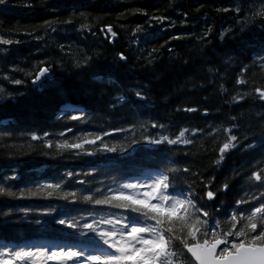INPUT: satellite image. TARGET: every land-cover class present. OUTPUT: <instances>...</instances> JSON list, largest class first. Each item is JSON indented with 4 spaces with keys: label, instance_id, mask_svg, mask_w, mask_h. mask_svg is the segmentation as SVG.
<instances>
[{
    "label": "trees",
    "instance_id": "obj_1",
    "mask_svg": "<svg viewBox=\"0 0 264 264\" xmlns=\"http://www.w3.org/2000/svg\"><path fill=\"white\" fill-rule=\"evenodd\" d=\"M253 2L5 0L0 4V88L5 90L0 94V184L16 193L0 195V249L48 247L57 241L89 245L98 239L94 233L87 238L71 236L72 230L53 219L78 220L81 213L87 216L89 209L99 206L66 201L60 198L62 193L76 192L82 198L105 186L115 188L113 177H153L169 157L176 162L171 166L190 169L186 175L176 174L177 184L185 190L193 184L203 195L201 182L212 191L229 184L228 190L217 192L218 199L208 202L218 212L229 211L245 193L264 191H257L248 180L251 171L264 169V101L255 93L257 87L264 89V62L259 59L264 56V25L257 17L255 24L242 28ZM238 6L240 13L235 11ZM259 9L255 0V10ZM85 56L91 57L86 65ZM40 67H48L50 73L33 83ZM135 91L146 99L136 97ZM118 95L125 96L122 104L115 100ZM65 103L82 106L83 118H71L81 115L76 110L61 111ZM188 108L196 111H185ZM152 123L165 127L152 128ZM182 129L189 130L185 138L191 144L155 145L145 140L175 139ZM193 129L198 130L195 135ZM98 135L116 150H104L100 141L82 149L66 146ZM230 136L238 138L232 142L236 147L226 151L217 165L219 148ZM54 184L61 185L58 192L48 187ZM48 191L54 192L52 197ZM48 208L56 212L43 214ZM217 218L223 221L225 216ZM229 227L221 225L224 231Z\"/></svg>",
    "mask_w": 264,
    "mask_h": 264
},
{
    "label": "snow or ice",
    "instance_id": "obj_2",
    "mask_svg": "<svg viewBox=\"0 0 264 264\" xmlns=\"http://www.w3.org/2000/svg\"><path fill=\"white\" fill-rule=\"evenodd\" d=\"M4 2L5 0H0V4ZM245 2L247 3V0ZM259 3L258 11L255 10V0L246 9L250 16L242 21V28L248 23L255 24L257 17H259L258 22L264 25V0H259ZM235 11L240 13L242 8L238 6ZM154 19L164 18L154 17ZM107 28L112 32L111 26ZM112 35L115 36L116 33L112 32ZM2 42L12 43L8 40ZM120 58L126 59L123 53L120 54ZM90 59L91 57H83V64L86 65ZM259 59L264 62V56ZM77 66H82L80 61H77ZM49 73L48 67H40L34 75L33 83L41 82ZM28 75L33 74L28 73ZM14 83L20 84L21 81L15 80ZM245 83L244 80H237V84ZM4 92L5 90L0 88V94ZM255 93L258 94L259 100L264 101V89L257 87ZM135 96L141 100L146 99L141 91H135ZM2 98L3 96L0 95V99ZM243 98L241 96L238 99ZM115 100L118 104H122L125 96L118 95ZM76 111L81 112V115H74L71 118L82 119L83 110L76 109ZM185 111L194 112L196 109L188 108ZM151 127L163 130L165 126L152 123ZM188 131V129L180 130L175 139L168 136L154 139L149 136L145 137V140L155 145H188L193 142L185 138ZM197 131L193 129V135ZM228 131L231 132V129ZM237 139L236 136H230L228 142L219 148L220 157L215 161L217 165L223 161L226 151L236 147L232 142ZM97 141L101 142L102 148L106 151L116 150L103 144L102 136L99 135L95 139H86L83 143L66 146L82 149L84 144L94 145ZM133 142L139 143V141ZM175 163L169 157L167 164L162 166L153 177L145 178L150 180V183H141L139 178L120 176L112 178L115 188L105 186L103 190L96 189L94 194L82 198H78L76 192L62 193L60 198L66 201L71 198L72 202L91 204L99 208L89 209L87 216L81 213L78 220L75 217L65 216L54 218L53 223L72 230L69 233L71 236L87 238L89 234L94 233L98 239L85 246L65 245L52 249L43 246L13 248L5 245L0 249V264H21V262L27 264L28 261H31V264H42L44 260H58L63 264L68 262L71 264H264V191H260L259 195L245 193L244 197L235 201L229 211L226 212L221 208L218 212L214 203L209 207L208 202L218 199L217 192L228 190L229 184L226 182L221 189L212 191L208 183L201 182L203 195H199L194 190L193 184H189L185 190L177 184L176 174L181 172L186 175L190 169L185 167L181 170L171 166ZM67 175L72 176L73 173ZM212 179L215 180L214 177ZM248 180L257 191L264 189V169L257 167L256 170L251 171ZM80 183L83 184L84 181ZM48 187L58 192L61 185L54 184ZM141 189L145 190L141 192ZM53 194V191L47 192L48 197H52ZM0 195L15 196L16 193L0 184ZM20 195H24L23 191ZM54 212H56L55 208L43 210L45 215H52ZM219 214L225 216L223 221L217 218ZM36 223L40 221L37 220ZM222 224H229V229L224 231L221 228ZM232 237L240 239L231 240ZM104 245L107 247L105 248Z\"/></svg>",
    "mask_w": 264,
    "mask_h": 264
},
{
    "label": "rangeland",
    "instance_id": "obj_3",
    "mask_svg": "<svg viewBox=\"0 0 264 264\" xmlns=\"http://www.w3.org/2000/svg\"><path fill=\"white\" fill-rule=\"evenodd\" d=\"M140 181H141V183H150V180H146V179H141ZM144 190L145 189H141V192H143ZM54 247H57V246H52L49 249H52ZM27 263L31 264V261H28ZM42 264H63V262L58 261V260H44V261H42ZM68 264H71V262H68Z\"/></svg>",
    "mask_w": 264,
    "mask_h": 264
},
{
    "label": "bare ground",
    "instance_id": "obj_4",
    "mask_svg": "<svg viewBox=\"0 0 264 264\" xmlns=\"http://www.w3.org/2000/svg\"><path fill=\"white\" fill-rule=\"evenodd\" d=\"M59 108L61 111H75L76 109H81V110L83 109L82 106L72 103H65L61 105Z\"/></svg>",
    "mask_w": 264,
    "mask_h": 264
},
{
    "label": "water",
    "instance_id": "obj_5",
    "mask_svg": "<svg viewBox=\"0 0 264 264\" xmlns=\"http://www.w3.org/2000/svg\"><path fill=\"white\" fill-rule=\"evenodd\" d=\"M194 259V258H193Z\"/></svg>",
    "mask_w": 264,
    "mask_h": 264
}]
</instances>
